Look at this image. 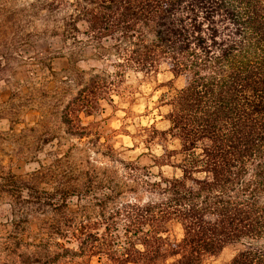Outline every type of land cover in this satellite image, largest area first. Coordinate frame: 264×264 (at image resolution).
<instances>
[{
	"label": "trees",
	"instance_id": "obj_1",
	"mask_svg": "<svg viewBox=\"0 0 264 264\" xmlns=\"http://www.w3.org/2000/svg\"><path fill=\"white\" fill-rule=\"evenodd\" d=\"M43 1L44 19L61 14L54 29L75 73L80 61L106 58L119 76L133 70L147 77L166 65L184 86L156 107L170 125L155 126V143L176 138L181 147L155 156V165L175 170L155 180V204L113 205L101 221L76 229V248L61 245L66 255L40 264L67 255L204 264L233 244L241 248L219 264H264V0ZM89 46L90 59L76 58ZM114 76L87 72L62 110L67 133L84 128L78 107L88 117L97 106L102 113L105 96L117 93Z\"/></svg>",
	"mask_w": 264,
	"mask_h": 264
},
{
	"label": "rangeland",
	"instance_id": "obj_2",
	"mask_svg": "<svg viewBox=\"0 0 264 264\" xmlns=\"http://www.w3.org/2000/svg\"><path fill=\"white\" fill-rule=\"evenodd\" d=\"M43 7V0H0V264H40L66 255L61 245L77 247L76 229L101 221L113 205L155 204L158 175L175 172L155 165V156L163 147H181L176 138L155 143V126L169 127L156 107L184 86V78L166 65L147 77L133 70L119 76L107 58L80 61L75 73L54 29L61 14L46 20ZM76 51V58L89 59L95 52L92 46ZM91 68L114 73L117 93L105 96L102 113L97 106L88 117L78 107L84 128L72 135L61 122L62 110ZM65 189L69 211L61 205ZM240 248L228 245L204 264H219ZM53 264L115 263L102 255H67Z\"/></svg>",
	"mask_w": 264,
	"mask_h": 264
}]
</instances>
